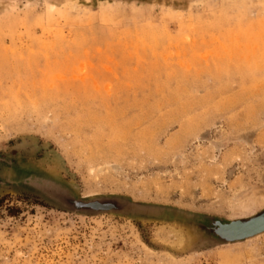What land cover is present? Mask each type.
Returning a JSON list of instances; mask_svg holds the SVG:
<instances>
[{
    "label": "rangeland",
    "instance_id": "1",
    "mask_svg": "<svg viewBox=\"0 0 264 264\" xmlns=\"http://www.w3.org/2000/svg\"><path fill=\"white\" fill-rule=\"evenodd\" d=\"M263 211L264 0L0 2V264H264Z\"/></svg>",
    "mask_w": 264,
    "mask_h": 264
},
{
    "label": "water",
    "instance_id": "2",
    "mask_svg": "<svg viewBox=\"0 0 264 264\" xmlns=\"http://www.w3.org/2000/svg\"><path fill=\"white\" fill-rule=\"evenodd\" d=\"M78 208H92V209H111L115 207L112 201L93 200L89 202H82L80 200H72ZM264 231V211L244 220H235L227 224H222L218 232L224 238L235 241L247 238Z\"/></svg>",
    "mask_w": 264,
    "mask_h": 264
},
{
    "label": "crops",
    "instance_id": "3",
    "mask_svg": "<svg viewBox=\"0 0 264 264\" xmlns=\"http://www.w3.org/2000/svg\"><path fill=\"white\" fill-rule=\"evenodd\" d=\"M15 1H20V0H0V2L4 3V2H8V3H11V2H15Z\"/></svg>",
    "mask_w": 264,
    "mask_h": 264
},
{
    "label": "bare ground",
    "instance_id": "4",
    "mask_svg": "<svg viewBox=\"0 0 264 264\" xmlns=\"http://www.w3.org/2000/svg\"><path fill=\"white\" fill-rule=\"evenodd\" d=\"M53 6H51V8H54V7H56L54 4H52Z\"/></svg>",
    "mask_w": 264,
    "mask_h": 264
}]
</instances>
